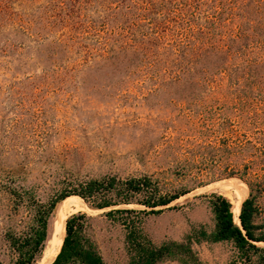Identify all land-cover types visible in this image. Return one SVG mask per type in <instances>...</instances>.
Segmentation results:
<instances>
[{
    "label": "rangeland",
    "instance_id": "1",
    "mask_svg": "<svg viewBox=\"0 0 264 264\" xmlns=\"http://www.w3.org/2000/svg\"><path fill=\"white\" fill-rule=\"evenodd\" d=\"M110 175H145L178 195L134 215L153 245L211 232L209 200L237 188L264 224V0H0V264L27 260L59 192ZM219 182L233 188L208 189ZM72 195L82 205L53 225L58 200L46 235L50 224L59 239L81 214L84 244L104 264H127L125 229L104 213L147 208L96 209ZM190 247L199 264L236 255L229 241Z\"/></svg>",
    "mask_w": 264,
    "mask_h": 264
},
{
    "label": "trees",
    "instance_id": "2",
    "mask_svg": "<svg viewBox=\"0 0 264 264\" xmlns=\"http://www.w3.org/2000/svg\"><path fill=\"white\" fill-rule=\"evenodd\" d=\"M71 194L79 196L85 203L96 209L111 208L132 202L147 208L141 210L111 208L104 213L105 216L119 221L125 229L124 241L129 254L127 264H156L165 258L175 256H183L188 262L199 264L190 247L192 242L197 243L199 240L231 242L236 255L229 264H261V261L264 260V247L256 245V243L264 242V224L257 225L254 223L256 207L252 197L244 198L245 191L244 197L242 191V198L236 206L235 212L230 209V202L225 197L212 195V199L209 200V207L214 220L211 232L206 233L200 229L193 234L186 235L180 242L166 241L159 245H153L137 229L134 220L138 219L134 215L138 213H160L163 209L161 207L167 206L178 195L160 193L157 184L145 175L123 179L110 175L81 181L75 187L68 191H61L51 199L46 208L43 209L42 216L40 215L38 219V228L33 233L34 251L29 252L27 260L19 264H30L35 251L37 252L41 248L43 242L45 245L48 236H46L47 216L58 200L57 204H67L63 208H57L54 216L72 205H82L76 202L81 200L76 196H71ZM80 216L82 215H72L65 220L63 224L64 236L62 234L58 239L59 230L52 234L43 264L50 263L52 260L50 264H104L90 245L84 244L85 241L77 233L78 230L73 228V220ZM49 227L50 224L48 232Z\"/></svg>",
    "mask_w": 264,
    "mask_h": 264
},
{
    "label": "bare ground",
    "instance_id": "3",
    "mask_svg": "<svg viewBox=\"0 0 264 264\" xmlns=\"http://www.w3.org/2000/svg\"><path fill=\"white\" fill-rule=\"evenodd\" d=\"M229 188H233L231 187V184L230 182H219V183H214V184H211L208 186V189L211 191H220V192H226L225 190H228ZM234 190V189H233ZM231 191V190H230ZM239 188L235 189L234 190V195L233 196H230L228 195V199H229V202H232L233 206L235 207L238 202H239V199H238V195H239ZM234 197V199H233ZM78 206L77 205H72L70 207H67L66 209L60 211L56 216H55V219H54V223L53 225H55L56 223H58L59 221H61L65 214L68 213L69 211H72L73 209L77 208ZM234 217V216H233ZM235 220V219H234ZM59 230V229H58ZM50 234V233H49ZM50 235L47 236V240L45 242V245L43 247V250L41 252V255L39 256V258L36 260V264H43L44 260H45V257L47 255V252H48V248H49V242H50ZM53 256V255H52ZM51 259V258H50ZM50 261V260H48ZM49 263V262H48ZM47 263V264H48Z\"/></svg>",
    "mask_w": 264,
    "mask_h": 264
},
{
    "label": "water",
    "instance_id": "4",
    "mask_svg": "<svg viewBox=\"0 0 264 264\" xmlns=\"http://www.w3.org/2000/svg\"><path fill=\"white\" fill-rule=\"evenodd\" d=\"M237 218H238V217H237ZM238 226H239V221H238ZM50 234H51V231H50ZM50 234L48 233V230H47V235H50ZM47 235H46V236H47ZM56 254H57V253H56ZM53 259H54V258H53ZM52 261H53V260H52ZM52 261H51V262H52ZM51 262H50V263H51ZM50 263H49V264H50Z\"/></svg>",
    "mask_w": 264,
    "mask_h": 264
}]
</instances>
